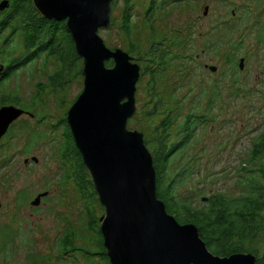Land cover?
<instances>
[{"label": "rangeland", "instance_id": "1", "mask_svg": "<svg viewBox=\"0 0 264 264\" xmlns=\"http://www.w3.org/2000/svg\"><path fill=\"white\" fill-rule=\"evenodd\" d=\"M123 4L124 0H115L110 9L112 24L100 28L99 35L111 49L120 47L125 50L130 42L147 45L149 32L140 21L144 16L146 0H134L131 31L128 34L121 28ZM167 11L157 14L156 26L163 33L189 28L190 32L183 30L190 37L183 41L182 47L185 52H193L197 63L192 70L182 71L176 66L171 69L166 78V88L183 94L189 83L195 89L204 85L210 88L216 81L219 92L210 122L197 131L182 159L185 161L195 157L199 171L182 185L180 192L191 194L192 190L200 189L199 193L203 196L215 192L239 196L245 189L247 177L264 184V179L259 177L257 171L258 163L249 162L252 142L264 130V42L259 38L264 35V0H181L169 6ZM218 22L222 26L216 28ZM13 46L12 42L10 48ZM230 54L235 55L237 61L241 56L244 58L242 69L225 62ZM210 65L216 66V70L211 71L208 68ZM58 68L53 61L44 64L43 58L36 59L21 66L4 85V90L20 96L22 103H37V98H32L37 91L42 92V101L38 102L35 114L41 120L30 123L29 119H22L20 122L23 126L14 127L20 134L7 139L9 147L6 148L9 149L6 153L0 151V200L3 202L0 219L11 231H15L9 234L6 247L16 242H23V247H26L12 246L11 253L5 250L0 256V264H87L78 250L63 253L59 249L63 230L65 235L75 234L69 229L76 232L74 239L78 247L97 252L92 238L100 230L99 218L104 213L103 208L89 185L83 190L85 204L75 186L63 182L64 165L58 154L64 141L62 118L82 90L83 77L75 76V70L72 69L70 80H64L60 88L37 85L40 82L46 84L47 75ZM190 97L191 93L187 92L188 105H191ZM145 101L143 87L137 90L136 85V113L140 112ZM136 118L139 124L128 128L144 133L137 127L142 126L145 120L141 114ZM29 123L40 133L41 140L25 154L22 151L26 147L25 131ZM14 153L18 155L11 162ZM25 156H35L38 161L27 169L23 163ZM249 169L256 170L251 172ZM90 181L92 184L91 177ZM21 188L25 189L27 196L22 207L18 208L15 194ZM38 191H47L48 195L41 204L33 207L30 200ZM196 200L197 205L202 206L204 200ZM263 245L264 231L254 244L260 254ZM38 248L39 253H44L43 261H38L35 255Z\"/></svg>", "mask_w": 264, "mask_h": 264}, {"label": "trees", "instance_id": "2", "mask_svg": "<svg viewBox=\"0 0 264 264\" xmlns=\"http://www.w3.org/2000/svg\"><path fill=\"white\" fill-rule=\"evenodd\" d=\"M179 1L181 0H146L144 16L140 21L143 28L149 32L147 45L130 42L125 48L140 65L136 85L137 90L143 87L146 98L140 112H135L128 119L127 125L136 127V124H139L136 117L140 114L145 120V123L137 128L144 132V143L151 152L156 173V195L164 202L167 212L173 214L180 223H193L212 253L225 256L235 252H251L255 255L256 264H264L260 253L254 247L260 233L264 231L262 182L247 177L244 191L235 197L226 196L222 192L203 196L199 193L200 189L192 190L191 194L180 192L182 185L188 183L199 171L195 157H189L185 161L182 159L188 147L192 145L197 131L210 122L219 92L216 81L210 88L204 85L195 89L189 83L183 94L166 88L171 69L176 66L182 71L192 70L197 63L193 52H185L182 47L183 41L190 37V34H184L183 30L190 32L189 28L182 27L163 33L156 26L157 14L168 12L169 6ZM114 2L115 0L111 1V8ZM133 4L134 0H124L121 28L126 34L131 31ZM220 26L222 24L219 22L215 25L216 28ZM25 34L27 38H31L29 42L24 38ZM17 38L19 40L15 43ZM259 38L264 42V35ZM12 42L14 46L10 48ZM33 44L37 46L34 50L30 49ZM0 50L2 54L6 53L12 60L18 61L19 67L40 58H43L44 64L55 62L59 68L48 74L55 88H60L63 81L72 76V69L75 70V76H82V61L75 52L64 20H48L40 16L32 0H9V6L0 16ZM235 57L230 54L225 62L229 66H237L239 61L237 62ZM106 64L110 66L112 61L109 60ZM187 92L191 93V105L186 102ZM65 114L62 120L67 134L66 140L64 139L66 145L61 143V146L65 145L66 150L61 155L65 166L63 179L65 184L75 186L76 192L85 203L84 187L89 185L93 194L96 193L88 170L74 144ZM249 162L258 163L259 177L264 179V130L252 142ZM243 170L246 168L243 167ZM254 170L256 169L248 171ZM197 198L204 200L202 206L197 205ZM86 212L88 215L87 210ZM92 240L96 253L95 250L78 247L73 235L65 236L62 249L65 248L68 252L78 250L87 260V264H111L105 253L99 229ZM94 257L99 261H95Z\"/></svg>", "mask_w": 264, "mask_h": 264}, {"label": "water", "instance_id": "3", "mask_svg": "<svg viewBox=\"0 0 264 264\" xmlns=\"http://www.w3.org/2000/svg\"><path fill=\"white\" fill-rule=\"evenodd\" d=\"M32 1L42 17L65 20L82 60L83 87L65 119L103 207L99 228L109 262L256 264L251 252L212 253L197 227L177 221L157 197L151 152L143 133L127 125L136 111L140 65L126 50L107 47L98 33L112 24V0ZM8 6L9 0H0V11ZM238 65L242 68L243 58ZM22 112L13 105L0 108V136Z\"/></svg>", "mask_w": 264, "mask_h": 264}, {"label": "flooded vegetation", "instance_id": "4", "mask_svg": "<svg viewBox=\"0 0 264 264\" xmlns=\"http://www.w3.org/2000/svg\"><path fill=\"white\" fill-rule=\"evenodd\" d=\"M40 16H41V14H40ZM48 20H50V19H48ZM24 38L25 39L27 38V34L24 35ZM26 40H27V42H29L31 40V38L30 39L27 38ZM35 48H37V46L34 45V44L30 47V49H32V50H34ZM10 57L11 56L10 55L8 56L6 53L2 54L1 50H0V108L3 107V106L13 105V106L21 108L23 110V112L18 117H16L14 120H12L9 123V125H8L7 129L5 130V132L0 136V151H2L4 153H6L7 150L9 149V148H6L8 146L7 139L14 138V137L16 138L20 134L19 131H16L14 129L15 125L23 126L22 122H20V121L22 119H24V118L29 119L30 123H32L31 121H33V120H36L38 122L41 120V117L40 118H36V115H35L36 111H37L36 110L37 104H38V102L42 101V99H41V93L42 92L41 91H40L41 93L39 91H37L36 93H34L32 95V98H34V99L37 98V103H36V101H32L31 103H22V99H21L20 96H18L16 94L13 95L12 93L6 92L4 90V85H5L6 81H8L11 78V76H13V74H15V72L19 68H21V66L19 67V65L17 64L18 61H14ZM240 58H243V57L241 56ZM240 58H238V61H239ZM243 61H244V58H243ZM30 62H32V61H30ZM30 62H28V63H30ZM243 64H244V62H243ZM237 66H238L239 69H242V68L239 67V65H237ZM70 78L71 77H69L68 80H70ZM51 79L52 78L47 75V83L46 84H42L40 82L37 85L39 87L49 86V87H52V88L55 89L53 83L51 82ZM42 118H43V115H42ZM30 123L27 126L28 127L27 131H25V133L27 135L26 136V140H25L26 147L25 146L21 147L22 149L25 147V149L22 151L25 154L29 153L33 149V147L38 143V141L41 140L40 133H38V131H35V129H34L35 126L31 125ZM64 127H65V125H64ZM66 135L67 134H66V131H65V128H64V131H63L64 139H65ZM27 138L30 141V142H28V144H27ZM65 140L63 141V144H65ZM64 146H60V148L58 149V154L60 156V159H61V155L66 151L64 149ZM16 152H19V151H16ZM14 155L15 156L13 157L11 162H13L17 158L18 154L14 153ZM6 158H7V156L4 157V161L6 160ZM37 161H38V158L35 157V156H31L30 158L25 156L23 158V163H24L25 167H27V169L29 167H33L32 163H36ZM64 169H65V166H64ZM62 173H63L62 177H64L65 176V172L63 171ZM63 182H64V179H63ZM42 193H46V194L45 195H40ZM47 195H48L47 191H38L35 194V196L33 197V199L30 200V205H32L33 207H37L39 204H41L42 199H44V197H46ZM26 196L27 195H26V192H25L24 188H21L20 190L16 191L15 197H16V200H17V203H18V208H19V206L22 207V203H24ZM35 199L38 200L37 203H33V201H35ZM2 206H3V202L0 200V209H1ZM13 223L14 222L11 221V225L12 226H14ZM69 230L73 231L76 234V232L73 229H69ZM11 232H15V231H11L10 227H7V225L0 219V256L5 250L7 252L9 251V253H11L10 249L12 248V246L17 248L20 245L21 248L26 249V247H23V242L22 243L16 242L15 244L10 245L9 247H6L7 244L9 243V234ZM75 234H72L74 238H75ZM65 236H67V235H65V230H63L62 236L59 239V249H62V246L64 245L62 243V240L65 238ZM262 248H263V251L261 252L260 257H261V259L264 260V245H263ZM37 251L38 252H36L35 255L38 258V261L39 260L43 261L44 253L43 252L39 253V248L37 249ZM62 251H63V253L68 252V250L65 249V248L62 249ZM105 253H106V250H105ZM12 264H24V263H12Z\"/></svg>", "mask_w": 264, "mask_h": 264}]
</instances>
